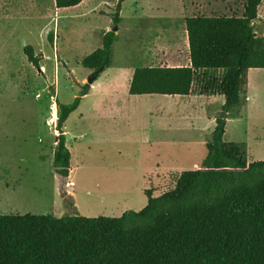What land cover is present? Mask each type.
Here are the masks:
<instances>
[{"label":"rangeland","instance_id":"obj_1","mask_svg":"<svg viewBox=\"0 0 264 264\" xmlns=\"http://www.w3.org/2000/svg\"><path fill=\"white\" fill-rule=\"evenodd\" d=\"M7 1L0 0V214L120 216L146 204L144 189L157 196L181 171L200 165L224 101L199 94L202 70L188 96L86 94L64 123L71 154L64 179L52 169L56 101L70 102L86 83L92 70L81 59L100 45L105 30L117 27L112 60L92 84L103 93L109 86L125 92L135 67L188 55L185 16H241L244 0H123L118 25L111 20L118 0H99L84 17L74 7L53 5L46 12L52 22L41 33L43 18ZM253 24L264 35V13ZM24 45L36 49L42 68L27 61ZM248 76L223 139L252 161L264 159V68ZM95 102L109 112L97 115Z\"/></svg>","mask_w":264,"mask_h":264},{"label":"trees","instance_id":"obj_2","mask_svg":"<svg viewBox=\"0 0 264 264\" xmlns=\"http://www.w3.org/2000/svg\"><path fill=\"white\" fill-rule=\"evenodd\" d=\"M81 1L54 0V5ZM122 1L111 15L114 25L121 21ZM261 1L244 0L241 16L184 17L190 64L133 70L131 95H187L202 70L199 93L223 96L200 165L181 171L173 187L157 196L144 189L146 204L120 216L0 214V264H264V160H247L223 139L248 69L264 68V35H257L253 24ZM116 38L115 31H106L81 64L92 71L108 68ZM23 52L39 66L31 45ZM89 88L83 83L70 102L56 101L52 169L62 179L71 158L64 122Z\"/></svg>","mask_w":264,"mask_h":264},{"label":"crops","instance_id":"obj_3","mask_svg":"<svg viewBox=\"0 0 264 264\" xmlns=\"http://www.w3.org/2000/svg\"><path fill=\"white\" fill-rule=\"evenodd\" d=\"M49 2H45L44 0H18L20 6H23V5H27L28 6V16H33V17H39V18H43L45 20V22L42 24L41 28H40V31L39 33L42 32L44 26L46 25V23H51L52 22V17H48L49 15L46 13V12H51V11H47L49 10L47 7H53L54 5V0H48ZM99 0H82L79 4L77 5H74V6H71V7H74L77 9V11L79 12L80 16H87L88 14L92 13L94 11V8H95V5L98 4ZM96 3V4H95ZM6 4H9L8 1L6 0ZM55 7V5H54ZM56 8V7H55ZM65 8V7H63ZM52 9V8H51ZM56 9H59V8H56ZM79 9V10H78ZM260 13H264V0L261 1L259 7H258V15H257V18L260 17ZM197 15V14H195ZM186 17V16H185ZM256 18V19H257ZM184 19V18H183ZM184 22V21H183ZM254 23V21H253ZM185 27V25H184ZM110 30V29H109ZM108 30H105L102 35ZM185 33H186V30H185ZM102 38V36H101ZM185 44H186V48L188 50V41H187V34H185ZM100 45H101V41H100ZM99 45V46H100ZM25 46V45H24ZM23 46V47H24ZM33 47V46H32ZM98 47V46H97ZM97 47H93L94 49L97 48ZM34 49V47H33ZM93 49V50H94ZM36 49H34V53L36 55V52H35ZM92 50V51H93ZM91 51V52H92ZM167 57L166 60H168L169 62L166 64L167 66H179V65H189L190 64V59H189V55H185V57H183L181 54H175L173 56H165ZM159 58V56H158ZM163 58V57H162ZM40 67L42 68V65L39 64ZM160 65H165L164 63L163 64H160ZM147 66V65H145ZM148 66H158V65H148ZM250 69H253V68H249L248 71H247V82L246 84L248 85V81H249V76H248V73L250 71ZM134 70V69H133ZM121 71V70H119ZM118 71V72H119ZM132 73L133 71L131 72V75L129 77V81L125 87V92H118L114 89H112L110 86L109 87H106V92H101V90H95L94 89V85L91 84L90 85V88H89V91L88 93H91V92H95V96H107V98L109 99H115L120 96H126L127 93H128V85H129V82H130V79L132 77ZM114 79V78H113ZM113 79H110L109 82L112 83V80ZM108 83V82H107ZM115 86V83L113 84V87ZM103 89V88H101ZM105 89V87H104ZM105 91V90H104ZM87 93V94H88ZM129 94V93H128ZM200 94V93H199ZM86 95V94H85ZM84 95V96H85ZM131 95V94H129ZM128 95V96H129ZM190 95L187 94L186 96ZM207 95V94H206ZM83 96V97H84ZM209 97H214V96H217V95H208ZM220 97V100H221V95H218ZM82 97V98H83ZM100 99V98H99ZM82 100V99H81ZM97 100V99H96ZM224 102V101H223ZM223 104V103H222ZM56 109V108H55ZM93 111L97 114V115H105L109 112V108L107 106V108H104L102 104H99V102H95L94 103V106H93ZM53 118V117H52ZM215 118V117H214ZM213 118V119H214ZM65 123V122H64ZM214 127V126H213ZM63 129H65V126H63ZM64 133L66 135V129L64 130ZM258 160H264V159H258Z\"/></svg>","mask_w":264,"mask_h":264},{"label":"water","instance_id":"obj_4","mask_svg":"<svg viewBox=\"0 0 264 264\" xmlns=\"http://www.w3.org/2000/svg\"><path fill=\"white\" fill-rule=\"evenodd\" d=\"M113 31H116L117 30V27L114 26V28L112 29ZM102 71V68H99L97 70H94L91 72V74L88 76L87 80H86V83L87 84H92L95 79L97 78V76L99 75V73Z\"/></svg>","mask_w":264,"mask_h":264},{"label":"built area","instance_id":"obj_5","mask_svg":"<svg viewBox=\"0 0 264 264\" xmlns=\"http://www.w3.org/2000/svg\"><path fill=\"white\" fill-rule=\"evenodd\" d=\"M56 118V117H55ZM55 118H53V119H55ZM73 184V182L72 181H70V182H68V185H72Z\"/></svg>","mask_w":264,"mask_h":264}]
</instances>
